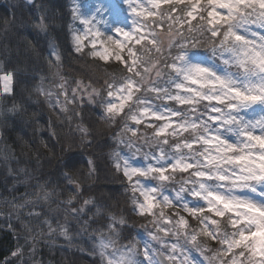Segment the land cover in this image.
I'll use <instances>...</instances> for the list:
<instances>
[{
	"label": "snow or ice",
	"instance_id": "obj_1",
	"mask_svg": "<svg viewBox=\"0 0 264 264\" xmlns=\"http://www.w3.org/2000/svg\"><path fill=\"white\" fill-rule=\"evenodd\" d=\"M146 2L148 7L143 0H128L136 29H113L124 38L120 41L108 37L118 51L103 46L102 40V51L95 50L102 35L99 29L89 27L83 35L74 33L76 52L83 50L90 36V54L104 62L114 59L127 73L105 82L104 98H100L99 90L82 81H77L69 93L68 82L62 76L53 87H45L41 75L33 91L61 114L69 111L70 104L82 107L87 102L98 104L101 121L119 124L113 139L130 155L113 151V166L127 181L125 192L133 212L152 217L155 229L148 232L150 239L144 240L141 248L136 238L118 244L122 230L129 227L123 216L108 214L106 224L92 228L99 223L97 218L103 217V209L94 197H83L81 184L70 174L77 169V164L71 162L74 148L92 144L87 139L89 129L77 124L79 144L71 135L63 144L59 139L54 144L40 141L50 152L59 146V178L74 193L56 201L64 207L63 218L51 210H37L59 195L48 190L50 181L41 183L39 177H34L36 191L25 192L22 202L16 198L11 202L15 219L28 232L24 240L29 255L34 259L36 245L46 238L63 237L71 245L77 236L91 230L96 242L89 254L98 258L99 264H205L195 253L205 256L207 264H264V31L253 30V26L264 30V0ZM163 4L169 5L166 11L160 10ZM73 5V19L91 25L92 19L82 17L76 0ZM36 7L38 22L34 26L46 31L49 21L55 23L56 14L49 17L43 3ZM165 26L169 36L166 48L158 32ZM205 34L210 46L204 50L206 58L200 51V37ZM142 42L146 44L138 52L136 46ZM150 52L157 56H147ZM56 59L60 60L59 53ZM22 65H26L25 60H18L12 67L0 61V101H11L10 106L0 107L4 126L8 117L27 112L23 78L29 69ZM27 98L31 100V95ZM65 119L71 121L70 116ZM48 124L51 128V118ZM141 126L152 129L151 134L142 131ZM51 134L57 136L55 131ZM137 155L145 161L143 166L133 162ZM87 164L91 178L95 174L91 156ZM18 171L29 175L26 168ZM56 183L59 186V181ZM172 208L186 215L179 211L167 215L165 209ZM33 220L37 221L35 226ZM169 236L174 238L171 242L166 239ZM201 237L217 246L208 247ZM23 256L24 249L18 244L0 264H22Z\"/></svg>",
	"mask_w": 264,
	"mask_h": 264
},
{
	"label": "trees",
	"instance_id": "obj_2",
	"mask_svg": "<svg viewBox=\"0 0 264 264\" xmlns=\"http://www.w3.org/2000/svg\"><path fill=\"white\" fill-rule=\"evenodd\" d=\"M92 1L76 0V3L86 5ZM40 3L46 5V14L49 17L56 14L55 23L49 21L48 29L43 32L34 26V22H38L36 5ZM73 6V0H34L31 4L27 0H0V61H5L7 67H12L18 60H25L26 65L22 66L29 69L23 78L27 89L23 93L27 112L23 116L8 117L7 126L3 124L4 117H0V203L4 206L3 216H0V261L9 256L18 244L24 249L22 264H27L30 260L29 248L25 245L24 237L22 238L23 235L27 236L28 232L23 230L20 222L15 219L11 202L13 198H16L17 202H22L20 198L25 192L36 191L34 177H39L41 183L50 181L48 190L59 193L37 210L45 212L51 210L61 219L63 218L64 207L56 201L66 200L74 193L71 187L59 178V146L50 152L49 148L40 144V141L54 144L56 139H59L63 144L71 135L74 143L79 144L80 133L75 131L77 124H83L89 129L90 135L87 139L91 140L92 144L90 146L80 144L79 147L74 148L71 162L77 164V169L71 170L70 174L81 184L83 197H94L96 203L103 209V217L97 218L99 223L93 224L92 228L106 224L108 214L123 216L129 227L122 230V237L118 244H127L136 238L140 241L141 248L142 242L150 239L148 232L155 229V225L151 222L152 217H141L133 212L129 194L125 192L127 181L113 166L111 157L113 151H119L126 156L130 155V151L124 145H117L113 139L119 124L110 125L101 121V109L98 104L93 105L87 102L82 107L70 104L69 111L61 114L58 109H50L44 103V97L38 96L33 91L34 86L40 83L41 75L45 77V87H53L62 76L68 82L69 93L77 81H82L99 90L100 98H104L105 82L127 75L122 64L114 59L110 58L108 62H104L93 57L90 54L93 48L89 42H84L85 46L81 52L75 51L73 37L74 33L78 34L80 20L73 19L71 11ZM168 8L169 5L163 4L160 10L166 11ZM193 23L196 22L193 21ZM158 32L166 48L169 43L167 26L162 30L158 29ZM185 36L191 39L187 33ZM176 39L178 40L179 37ZM200 40L202 45L200 51L206 58L207 52L204 50L210 47L207 43V35L200 37ZM145 44L146 42H142L141 45H137V51L140 52ZM57 53L60 56L59 61L56 59ZM175 53L176 49L173 48L172 55ZM124 55H127L126 51ZM164 55H167L166 51ZM147 56L155 58L157 54L150 52ZM17 93L19 94V88ZM29 95L31 100L27 98ZM4 105L10 106L11 101H0V107ZM75 112H78L79 116L75 115ZM33 113L36 115L33 116ZM65 116H70L71 121L65 119ZM49 118H51V128L48 124ZM141 130L149 134L152 132V129L143 126ZM52 131L57 133L56 137L52 136ZM144 151L148 149L145 148ZM88 156H91L95 164V174L91 178L87 175ZM49 157L53 158L49 160ZM38 158L40 167H37ZM140 158L143 160L142 156ZM20 168H26L29 175L20 173L18 171ZM177 211V208L165 209L167 215ZM23 219L28 220L26 216ZM68 219L71 220V217L69 216ZM9 223L12 228H9ZM31 223L35 226L37 221L33 220ZM72 231H76L75 226ZM93 236L91 230L83 232L71 245L63 237L46 238L43 243L36 245L37 251L34 258L40 264H99L98 258L89 254L96 242ZM37 239L39 240L40 237ZM166 239L171 242L174 238L169 236ZM216 246L211 241L208 243V247Z\"/></svg>",
	"mask_w": 264,
	"mask_h": 264
},
{
	"label": "rangeland",
	"instance_id": "obj_3",
	"mask_svg": "<svg viewBox=\"0 0 264 264\" xmlns=\"http://www.w3.org/2000/svg\"><path fill=\"white\" fill-rule=\"evenodd\" d=\"M143 2H145V7L149 6L146 0H143ZM80 12L82 13L83 18L92 19V24L86 25L82 23V20H80L78 34L83 35L89 27H91L93 30L99 29L100 33H102L100 39L97 40L95 48L96 51H102V46L100 43L101 40L104 41L103 46L108 47L113 51H118V49L115 48V45L108 39L109 36H112L113 39H119L120 41H123L124 38L120 33L113 32L115 27H121L125 31L135 32L136 25L133 24L135 17L128 6V0H94L86 7L83 5ZM253 30L264 31L257 29L255 26H253ZM90 39L91 37L89 36V39L85 40L84 42L90 43ZM61 99H63L62 96ZM133 162L137 166H143L145 163L144 160H141L139 155L136 156ZM168 194L174 196V193L170 191ZM177 210L181 215H186L181 209L177 208ZM3 212L4 206L0 203V216H3ZM189 220H191V217H189ZM23 237H25V235H23L22 238ZM201 240L208 246L210 240H207L204 237H201ZM21 242H23V240ZM195 255L198 259L205 261V264H207L205 256H201L199 253H195ZM205 255L209 254L206 253ZM29 259L30 260L27 264H40L36 258L33 259L31 256H29Z\"/></svg>",
	"mask_w": 264,
	"mask_h": 264
}]
</instances>
